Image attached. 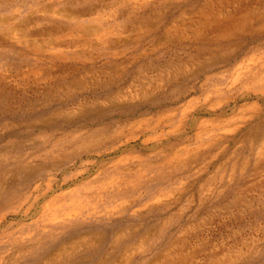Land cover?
I'll return each instance as SVG.
<instances>
[{
  "label": "rangeland",
  "instance_id": "374dc122",
  "mask_svg": "<svg viewBox=\"0 0 264 264\" xmlns=\"http://www.w3.org/2000/svg\"><path fill=\"white\" fill-rule=\"evenodd\" d=\"M203 3L264 9V0H0V99L7 95L0 103V264H73L85 248L69 241L53 249L42 243L46 252L36 261L17 258L16 247L31 239L39 245L41 230L82 206L80 218L67 217L83 224L78 237L97 243V233L110 229L112 238H104L101 258L83 264H264V155L255 148L264 137V21L244 31L241 48L216 47L205 55L207 66L190 69L196 76L183 82L188 93L176 105L121 113L113 110L117 102L103 100L106 94L94 102L83 93L76 98L86 108L81 113L56 99L94 71L104 79L116 69L110 73L116 79L121 69L132 75L160 64L169 73L173 58L161 43L163 25L147 31L165 18L188 21L190 8ZM83 11L88 15L77 20ZM85 37L97 48L72 50L82 48L92 61L71 53L65 65L33 60H48L50 42ZM37 47L39 54L29 53ZM66 74L65 86L39 81ZM237 75L243 78L234 84ZM127 99L121 102L133 100ZM45 104L49 111H41ZM29 106L41 112L24 113ZM97 108L103 119L92 115ZM173 109L170 127L145 132L132 125ZM250 115L254 121L241 122Z\"/></svg>",
  "mask_w": 264,
  "mask_h": 264
},
{
  "label": "bare ground",
  "instance_id": "6f19581e",
  "mask_svg": "<svg viewBox=\"0 0 264 264\" xmlns=\"http://www.w3.org/2000/svg\"><path fill=\"white\" fill-rule=\"evenodd\" d=\"M231 6H228V5L222 6L221 4L214 6L211 3L210 4H205V3L196 4L195 6L191 7L189 10L190 13L192 14L193 18L191 17L190 19H188V21H185L186 19H183V20H181V22L173 21V22L165 23V21L167 20L165 18L163 21H161V22L159 21L158 24L151 25V27L147 31L149 34L158 33V31L161 30V28H160L161 24L163 25V28L161 30L162 31V33H161L162 42L161 43H163V45H164V50H166L168 52L172 51L171 53H172V58H173V61L171 63H169L170 65L166 66V68H169V70H171V71H169V73H167L166 72L167 69H163V66H160V64H158V66L152 68L153 69L152 71H148V70H150V68L147 65L144 67H138V69H136V72H134L132 75H129L130 71H127V69H121L116 74L117 75L116 79H112L110 76V73H115L116 69H113V68H112V70L109 69V71H107L105 73L106 76L108 75V77H105L104 79H102V75H101V77L98 76L99 72L94 71L93 73H91L92 75H88V74L83 75L84 77L82 76V78L80 80H78V82L76 83V84H78V85H76L78 88L75 86L77 88V90L71 89L73 91L68 90L70 88H68L67 86L64 85V84H67L68 79H70V76L68 74L59 75L60 77H57L54 79L46 76V77H42L41 80H39V81L44 83V84H47V83L48 84H57V83L63 84L66 89L65 90L62 89V91H58V93L56 95V99L59 100V104L62 106H65V104L68 105L69 103H72L73 105H77V106H79L77 109L81 113L83 112L82 110H84L83 108H85V107L82 105L83 103L81 101H78V99H76V98L79 96H82L83 93L89 94L91 99L94 102L97 99L101 98V97H98V95L100 93L106 94L104 96L105 98L103 100L117 102L116 105H118V107L116 109H113V110H120L118 112L122 111L121 113H129V114L134 113L138 109V107H141V106H144L147 104L150 105L151 107H154V108L155 107L161 108L162 106H164L166 104L176 105L188 93V88H185L187 86H185L186 84L185 83L183 84V82L186 81L187 79L188 80L186 82H188L189 78H194L196 76V74L195 75L193 74L195 71V68L197 67L196 69H198L199 67H204L206 65L207 61L209 60V58H207V56L208 55L212 56L213 55L212 53L217 50L216 47H221V48L225 47V48H229V49L230 48H234V49L241 48L237 44L240 43L242 37L245 36L246 33H244V31L250 32L251 30H248L247 28L253 29V23H256V25H258L262 21H264V9L262 10L260 8H257V10H252V9H248L247 7H245L243 5L236 6L233 8H231ZM182 14H186V13L183 11ZM85 15H88V14L86 11L85 12L83 11L79 16L77 15L78 17L76 19L81 20V19H83V17ZM259 32H260V30L257 31V33H259ZM86 36H88V35H86ZM85 39H87V40H85ZM88 40H89V38L85 37L81 42L75 41V40H73V41L69 40L68 43L67 42H59V43L50 42L48 45L50 47V50H53L54 52L51 53L49 51L44 50V53L49 55L48 60L40 59L38 57L33 58V60L35 62H40V63H45L47 61L53 62L54 60H56V61H59V63L65 65L70 60V59H68V57H65L66 54H68V53H71L74 55L80 54V56L84 59L87 57L89 58L90 53L89 52H83L82 48L80 50H72V48H74V47L78 48L79 45L82 46L83 44L85 46L88 45V48H91V47H89V45L94 46ZM104 43H105V41H104ZM101 45L102 44H99V46H101ZM108 45H109V42H108ZM115 46L116 45L113 44V46H111V47L115 48ZM235 46H238V47H235ZM94 48H97L96 44H95ZM157 50H158L157 48H154V47L152 48V51H157ZM219 50H222V49L219 48ZM40 51L41 50L39 48L38 49L34 48L29 53L39 54ZM217 52H218V50H217ZM44 53H43V55H44ZM23 54H25V52L20 53V55H23ZM114 54H117V52ZM202 55H204V57H202ZM205 55H207V56H205ZM24 58L25 59H21L20 61L22 63L28 62L29 57L26 56ZM89 59L91 61L94 60V58H91V57ZM155 60H157V59L151 58V62L155 61ZM133 62L135 63L136 59H134ZM151 64H153V63H151ZM190 69H193L194 71L190 70ZM144 70H147L148 73H154L156 78L159 79L160 83H155L157 85L153 84L154 81L151 79V76H149L147 72L144 73L142 76L138 77V75L142 74V72ZM172 70L173 71L176 70V71L172 72ZM170 72H172V73H170ZM242 72H244V71H242ZM240 77L243 78V75H237L236 80L234 81V84L241 79ZM142 79L146 82L145 84L142 82ZM87 80H88V82H87ZM254 81H255L254 84H257V77L254 78ZM263 81L264 80H262V79L260 80L261 83H263ZM74 84H75V82H74ZM87 86H89L90 88H93V89L88 90ZM57 87H59V86H57ZM58 89L60 90L61 87ZM87 90H88V92H85ZM24 91H23L22 98H20V99H22L21 101H23V103L25 102L24 101L25 96H26L25 94L27 93ZM127 93H129L128 97H126ZM6 97H7V95L5 97L2 96L0 99V103L3 102L4 99L7 100ZM138 97H139V99H138ZM49 98L50 97H47L45 99L48 100ZM51 98H53V97H51ZM127 98H129V101H131L132 99L135 100L137 98V102H138V100L141 102L134 103L133 100L129 103H128V101H126L127 102L126 104L121 102L122 99H127ZM45 99L42 98L41 100L45 102ZM75 99L77 100V102H75L76 101ZM113 102H111V103H113ZM47 105L48 104L43 105L44 107H42L41 111H49L50 109H48ZM38 110L39 109L35 110L33 107L31 108V106H29V109L24 111V113H27V111H30L31 113H36ZM85 110H86V108H85ZM109 110H112V109H109ZM187 110H184L181 112L182 115L184 114L183 116H185L186 113H187V115L189 114L187 112ZM250 110L248 109V111H250ZM10 111L11 110H9L8 112H10ZM90 111H91V108H90ZM176 112H177V109H173L167 114H164V113L158 114V116L155 119H149L148 118V119L138 120V121H135L134 124H132V125H139V126L144 125L145 128H142V129L145 132H148L149 130H158L162 127H170L172 124V120L176 115ZM84 113H86V112L84 111ZM11 115L16 116V114L13 112H11ZM87 115H89V114H87ZM92 115H94L98 118H101V119H103L105 117L103 115V111H101L98 108H97L95 114H92ZM253 119H255V117L250 115L249 117L243 118L240 120L242 123H246V122L251 121ZM147 122H148V124H147ZM101 136H103V135H101ZM148 140L149 139H146L145 142H147ZM255 148L257 149L258 152H261L260 154L263 153V155H264V137L258 143H256ZM115 149H113V151H115ZM35 157H38V156H35ZM11 195L13 197L15 196L14 191L11 193ZM61 208H63V207H61ZM85 211H86L85 207L82 206V207L78 208V210L76 212H70L68 214H64V216H66V217H64V219L60 222V224L57 226H49V228L47 229L48 230L47 233L44 230H41V233L43 234V236H42L41 240L39 241V245L34 244L35 240H33V239L30 240V242H29L30 244H28L27 246H23V244L18 245V246L16 245L17 246L16 250L18 252L17 258L26 259V260L29 259L30 261H36L41 255L43 257L44 253L46 252V250L43 249L44 247L42 248L40 246L42 243L43 244L45 243L46 245H50V248L52 247V249H53V246L62 245V244H64V242H68V241L71 242V244H74L77 246L81 245L85 248V251H83V253L80 256H73V258H72L73 264H81V263L83 264L85 261H91L94 259L101 258L105 254V250L103 249L104 245H102L104 243V238L110 239L111 230L108 229L107 232L105 231L106 235L104 233H103L104 235L97 233V235L100 237H98L97 243H93L92 241H89L90 238H88L87 235L86 236L83 235V236L78 237L79 234H81L80 229L83 227V224L80 221L77 222L78 221L77 219H73V220L68 219L70 216H73L74 218H80L81 215ZM110 213H113V212L107 211L108 215H110ZM114 221H116V220H114ZM72 222H76V223L72 224ZM97 226H94L91 231L96 230ZM114 226H117V225L114 224ZM56 231H59V232L56 233ZM89 235L95 236V233L92 232ZM111 239H110V241H111ZM49 242L52 245L48 244ZM56 252H57V250H56ZM51 255L56 256L57 254H55V252H53ZM44 261H46V260H44ZM139 264H141V263H139ZM163 264H169V263L166 262Z\"/></svg>",
  "mask_w": 264,
  "mask_h": 264
}]
</instances>
